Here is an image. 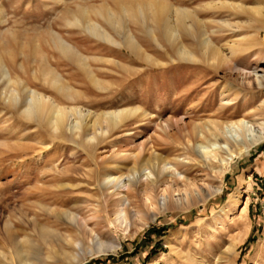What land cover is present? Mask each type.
Segmentation results:
<instances>
[{
	"label": "rangeland",
	"instance_id": "obj_1",
	"mask_svg": "<svg viewBox=\"0 0 264 264\" xmlns=\"http://www.w3.org/2000/svg\"><path fill=\"white\" fill-rule=\"evenodd\" d=\"M150 1L164 4L169 16L178 7L194 11L198 19L206 22L205 32L210 34L215 30L210 36L222 54H226L228 41L234 39L235 34L256 35L258 28L243 27L232 31L219 26L220 19L244 21L247 15L231 12L218 4L232 2L252 6L255 2L264 3V0H0V264H15V250L30 264H264V141L235 158L219 177L216 176L217 167L206 161V164L197 162L204 159L200 150L195 162L198 166L185 174L188 187L181 182L172 186L177 189L173 199L167 191L163 192L169 183L153 190V197L160 198V205L172 204L155 208L149 204L150 200H145L143 212L154 214L153 221L137 230L134 226L128 230L114 227L117 194L106 185L108 177L127 175L136 156L154 152L171 160L178 157L187 165L194 164V155L181 145L166 142L169 139L160 130L163 120L171 115L164 109L180 103L182 112L197 102L199 95L191 94L189 89L197 85L199 74L191 68L202 65L201 68L207 67L214 72L216 81L231 80L228 76L230 62L210 67L199 56L198 45L189 40L185 42L186 47L196 49L200 62H195V66L184 61L177 63L174 47L166 41L160 25L150 20L145 22L153 26V34L146 23L138 19L124 22L119 18V23H110L103 18L108 9L120 17L121 7L135 11L134 17L139 18L138 9ZM88 21L100 25L117 43L106 42L88 32L84 24ZM126 28L134 39L136 37L139 51L128 46L124 35ZM259 30L257 39L252 38L255 40L252 48L232 57L247 75L232 74L231 78L248 95L246 100L240 95L229 103L224 118L233 111L242 114L252 103L257 104V96H263L257 90L252 72L255 68L264 76V29ZM54 36L70 44L83 58L82 66L92 69L100 81L99 87L86 81L83 67L75 58L59 52L53 43ZM165 47L169 49L168 55ZM146 54L151 61L146 59ZM154 62H160L163 71ZM175 63L184 66L167 69ZM3 65L14 80L19 79L23 84H9L3 74ZM43 67L58 72L75 91L87 96L88 100L79 103L94 113L139 107L151 115L154 113V122L141 120L138 113L129 116L125 119V127L115 128L110 137L100 138L97 147L88 146L83 140L72 142L62 133L53 135L43 118L29 120L22 114L26 98L24 87L43 93L59 105L69 103L43 83L40 72ZM11 89L19 94L18 103L7 102ZM218 92L209 107L200 112L199 118L186 115L184 124L190 128L213 116L212 112H216L219 105ZM90 127L87 124L83 135L94 132ZM154 139L163 142L156 150L151 148ZM186 168L181 171L185 173ZM145 172L147 170L139 174L142 184ZM141 183L137 187L144 201L141 190L145 183ZM218 185L221 191L208 195L207 189ZM180 197L176 203L175 199ZM128 208L131 217L128 218L132 220L131 214L136 208ZM63 212H67V216L58 214ZM68 214L85 222L84 229H80L86 233L84 243L100 235L102 241L116 248L93 255L83 251L77 256L64 243V238L79 228L71 223ZM36 219L40 226L53 230L52 237H40L39 227L32 224ZM10 231L16 233L15 240L9 239Z\"/></svg>",
	"mask_w": 264,
	"mask_h": 264
},
{
	"label": "bare ground",
	"instance_id": "obj_2",
	"mask_svg": "<svg viewBox=\"0 0 264 264\" xmlns=\"http://www.w3.org/2000/svg\"><path fill=\"white\" fill-rule=\"evenodd\" d=\"M218 5L220 7L221 6L226 7L231 12L243 13L247 15V18L244 21L243 20L234 21L235 19L233 21L232 20L230 21L229 19L227 20L225 18L220 19L219 21H217V24H219V26L229 30L232 29V31L242 29L243 27L258 28L257 34L260 31L259 29H264V3L255 2L252 6H246L244 3L223 2ZM208 6L209 5L207 4V7ZM120 10H121L120 17L119 16L117 17L114 12L108 9V11H106V14L103 16V18L110 23H116V21L117 23H119L120 22L119 18H121L124 22L138 19L141 22L143 21L144 23H146V28L151 34H153L155 30L154 28H152L153 27L152 25H148L147 23L148 20H150L155 25L156 24L160 25L166 36V41L168 42L170 47H174L173 53L175 52L174 54L178 59H176L174 56L172 57L175 58L177 61H179L177 63H181L180 61H184V63H188V64L193 63V65L195 66L194 64L195 62L197 61L200 62V59L197 57L198 54L196 55L195 53L196 49L194 51L193 49L191 50L189 49V47L188 48L186 47L188 46V44L185 43L186 40L194 42L198 45L201 53V55L199 54V56L203 60H205L210 67L213 66L214 68L215 64L220 65L221 62L224 64L228 62L231 63L229 67L230 73H228V76L230 77L231 80L225 82L216 81L215 79L216 76L214 72L212 73L207 67L206 68L208 70L204 67L201 68L202 65H200L201 67L197 65L198 67L197 66L194 67L195 69L191 68V70H197L199 74V77H197L195 81L197 85L192 87L191 91L189 89V92L191 94L194 93L195 95H199L198 100L196 99L197 102L194 105L192 104V106L189 105V107H186L185 109L183 108L184 111L182 110V112H181L182 106L180 105V103L174 105L172 104V106L169 107L168 109H164V112L169 111L171 114L170 118L163 120V124H162L163 126L160 127V130L162 131L163 135L166 137V139L167 138L169 139V141L166 142L176 143L177 145H181L185 147L188 151L192 153V155H194V158H192V162H194V164L187 165L181 163L178 157L171 160V158L168 159L167 157L163 156L162 153L154 152V153H150L149 155H144L142 157L136 156L133 160L132 165L127 169L129 172L127 175L125 176L119 175L116 178L108 177L106 179L107 181L106 185H108L110 188H113L112 193L117 194L116 197L117 209L114 213V220H113L114 227L128 230L129 228H131V226H134L135 229L137 230L155 219L154 214L146 215L143 212L142 207L145 200L146 201L150 200L149 204L155 208L157 207L163 208L167 204L164 203L163 205H160L159 204L160 198L153 197L154 193L152 192L157 186L163 185L165 183H169L168 188H165L163 192L167 191L168 192L167 194H169V196L173 199L175 198L173 193L177 189H173L172 186H177L178 182L184 183L186 186L188 183L187 182L188 179L186 175L189 174L194 169V167L198 166V164H196L197 162L199 163L203 162L204 164L208 162V164L217 167L218 170L216 172V176L219 177L229 168L231 162L235 158L239 157L243 153L249 151L255 145H258L262 141H264V76L259 74L260 72L258 73V71H256L255 68L252 71L254 73L255 82L257 84L256 86L257 90H259L260 93H262L261 95H263L262 98L257 96V104L252 103L251 107L247 108L246 110L244 109L245 111L242 112V114H239L238 111H233L230 112L228 117L226 116V118H224L223 114L226 109V106L229 103L237 100L240 95H242L240 96L242 100H246V97L248 95L245 92H242L243 88L241 89L240 86L236 85L231 78L232 74H234V76L236 74L239 77H243L247 75L243 73V71H241V68L239 69L238 65L235 62L232 61L233 60L232 57H234L235 54L243 50L245 52V49H250L252 45V41H255L252 40V38L254 36L256 38L257 34L256 35H254L255 33L235 34L234 36L235 38L234 39L231 38L232 40L228 41V47L226 48V51L224 50L226 54L225 53L222 54L220 50L216 46H214L213 44L214 42H212L213 40L212 37L210 36L213 35V32H215V30L210 32V34L209 32L208 33L205 32L204 23L206 24V22H203L200 19H198L195 12L191 11L186 7L174 8V10H172L173 13L172 16H169L166 15V6L164 4L158 5L156 1H150L144 8L138 9L137 13L139 15V18L134 17L135 11L131 10L130 8L121 7ZM84 24L86 25L85 27L86 30L95 37L101 38L104 41L113 44L117 43L97 23L88 21ZM124 35L126 42L128 43V46L133 50L139 51L140 48L137 41L135 40L136 37L134 39L129 28H126ZM53 43L61 54H65L67 56H71L75 58L77 60V63L80 64L81 66L82 64H84L82 63L83 58L80 57V55H78V53L74 50V48L70 44L65 42L62 38H60L59 36H54ZM189 46H191V44ZM164 50H165L164 52H166L168 55L169 49L165 47ZM145 57L148 61L152 60L151 57L148 56L147 54ZM175 59H173L172 62H174ZM0 62H1V57H0ZM154 63L155 65H157V67L161 69L163 68V65L160 62H154ZM177 63H175L176 65L175 64L170 65L167 69L170 70L172 68L184 66ZM82 67L84 73L86 74V78H87L86 81L90 82L96 87H99L100 81L95 76L92 69L88 65H83ZM2 69H3V74L5 78L8 80L9 84L14 82L23 84L21 80L19 79L14 80L12 78L10 70L7 69L5 65L2 66ZM40 72H42L41 75H42L43 83L48 85L50 88L54 89L55 91L59 92L69 103L68 105H59L56 102H54V100L47 97L43 93L29 89L28 87H24L23 91L26 94V98L23 104L22 114L25 118L29 120L32 118H38V119L41 118L42 120L43 118L46 121V124L53 135L62 133L67 137H69L72 140V142L78 143V140H83L84 144L92 147H97L100 138L110 137L115 128L120 129L125 127L126 125L125 119L129 116L136 115L138 113L141 117V120L144 121L146 120L147 123H150L151 121L154 122L153 119L155 118L153 117H156V115L153 116L154 113L151 115L149 114V112H145L144 110H141L139 107L120 109V110L118 109L105 110L103 112L94 113L91 110L85 108V106L80 105L79 103V101L83 102L84 100H88V97L85 95L82 96L79 92L75 91L73 87L69 86L63 80V78L58 72L56 73L53 69L49 67L48 68L43 67ZM205 83L207 85L202 86ZM219 88L220 90L218 92ZM217 92L220 96L219 105L217 111L212 112L213 116H208L207 119H205V121H203L201 124H194L190 128L187 126L188 124H184L185 122H183L184 120L183 118L186 115L198 116L200 112L205 111L212 103L213 96ZM177 99H179V96L177 97ZM19 100L20 97L17 91L11 89L9 91V94L7 95V102L10 103L9 101H11L14 104V103H18ZM91 118H93V120H91L90 122ZM87 124L91 125V127L94 129V132L84 133L83 135V132L87 129ZM97 129L100 131L99 133H97L96 131ZM152 143L153 145L151 148H154V150H156V148L157 147L159 148L160 144H162L163 142L154 139ZM200 150L203 151L204 159L202 158L201 160L199 159L197 161L196 157L200 155ZM209 153L210 154L212 153V155L208 156ZM211 158L213 161H211ZM203 163L201 165H203ZM185 166L187 168H186V172L184 173L181 171V169H183V167ZM144 170L145 171L147 170V172L143 174V177L145 178L143 180L145 181L143 182V184L145 183L144 184L145 187L143 190L140 189L141 191H143L142 193L145 196V199L143 201V199L140 198L141 196H139L141 194L140 191L138 190L137 184L141 183V177L139 174ZM168 177L171 178L170 181H168L169 179ZM88 179L90 180V178ZM108 186H102V187L107 188ZM207 191H208V195L209 194L212 195V193L220 192L221 186L218 185V187L208 188ZM187 192L188 191L186 189V197L188 198ZM180 200L181 197L175 199V202L177 203ZM169 204L172 203H168L167 205ZM129 206H133L136 208L134 214H131L132 220L129 219L131 218L129 216L130 214L128 215ZM58 214L59 215L64 214L65 216H67V212L58 213ZM69 217L71 219V223L73 222L79 228L75 231V233L73 234L71 233L67 237H65L64 243L65 245H67V247H71L75 251V254L77 256L80 252L83 251L87 252L88 255H93V254L112 252L116 248V246H114L112 243H108L107 241H102L99 237L100 235L99 236L95 235L94 238H91L87 241V243H84V238H86V233L85 231L80 229H84V226H86L85 222L84 221L82 222V220H79L74 215H69ZM32 224L36 227L37 226L39 227L40 237L42 238L52 237V234L54 233L53 230L40 226V222L37 219L34 222H32ZM19 232L20 231L18 230V233ZM15 235L16 233L14 231H10L9 239L15 240L16 237ZM63 251L64 250H62V254L65 253ZM15 252L17 256L16 258V256L14 255L17 260L15 264H30L20 254V252H17V250H15ZM5 258L6 257H4V259Z\"/></svg>",
	"mask_w": 264,
	"mask_h": 264
}]
</instances>
